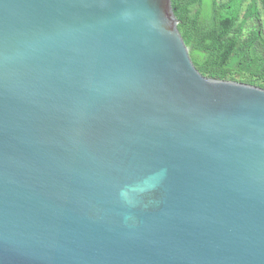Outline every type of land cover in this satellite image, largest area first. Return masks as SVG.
Masks as SVG:
<instances>
[{
    "label": "water",
    "instance_id": "obj_1",
    "mask_svg": "<svg viewBox=\"0 0 264 264\" xmlns=\"http://www.w3.org/2000/svg\"><path fill=\"white\" fill-rule=\"evenodd\" d=\"M170 0H0V264H264V88L201 74Z\"/></svg>",
    "mask_w": 264,
    "mask_h": 264
},
{
    "label": "trees",
    "instance_id": "obj_2",
    "mask_svg": "<svg viewBox=\"0 0 264 264\" xmlns=\"http://www.w3.org/2000/svg\"><path fill=\"white\" fill-rule=\"evenodd\" d=\"M203 75L264 88V0H170Z\"/></svg>",
    "mask_w": 264,
    "mask_h": 264
},
{
    "label": "rangeland",
    "instance_id": "obj_3",
    "mask_svg": "<svg viewBox=\"0 0 264 264\" xmlns=\"http://www.w3.org/2000/svg\"><path fill=\"white\" fill-rule=\"evenodd\" d=\"M262 22H263V28H264V17L262 16V20H261Z\"/></svg>",
    "mask_w": 264,
    "mask_h": 264
}]
</instances>
